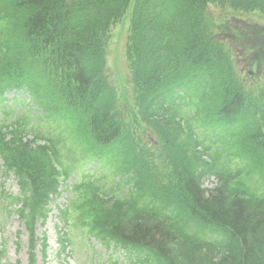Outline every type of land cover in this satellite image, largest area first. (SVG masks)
<instances>
[{
	"label": "trees",
	"instance_id": "16d2710c",
	"mask_svg": "<svg viewBox=\"0 0 264 264\" xmlns=\"http://www.w3.org/2000/svg\"><path fill=\"white\" fill-rule=\"evenodd\" d=\"M62 1L0 0V84L18 78L41 79L53 95L55 88L58 89L61 101H56V104L68 113L63 117L75 121L81 113L80 105L84 104L86 118L92 127L98 129L103 138H107L111 131L106 127L113 120L110 114L113 95L109 87L99 84L95 79L100 68L102 52L98 47L90 51H76L81 50L85 44L93 47L96 43L97 31L93 25L95 19H92L91 23L88 20L89 15L111 11L117 6L118 0H87L80 5V9L68 8ZM189 2L190 0H172L168 4L172 14H175L178 10L188 7L186 5ZM241 2L245 8L264 9V0ZM146 18L144 10H140L135 16L140 22H144ZM183 36L188 54L183 60L177 57L170 30L159 32L146 40L132 38L130 57L134 61L138 86L143 92L147 88L144 77L153 68L157 69L164 86L170 87L172 91L178 82L193 84L196 87L193 91L197 90L199 93L206 90L214 78V84L218 85L220 79L218 75L214 76L211 61L205 63L198 60L200 51L201 54L205 52L196 32L192 35L190 44L187 42L191 37L190 32H185ZM70 42L76 48L73 49ZM52 44L55 50L51 48ZM73 51L75 56H70ZM66 63L69 65L66 66ZM225 86L230 87V95L235 97L231 101L234 106L237 99L244 100L239 97L241 92L232 89L234 85ZM205 99L206 96H201L202 105H206ZM166 101L174 104L176 99ZM237 116L235 110L230 111L228 117H220L217 124L222 125ZM247 120L250 128L257 126L252 116L248 115ZM226 124L228 132L235 129L233 124ZM162 127L166 130L167 123ZM166 132L172 140L182 144L178 126L168 128ZM114 138L116 135L113 131L111 136L104 140L112 142ZM248 140L249 137L247 139L242 130L230 132L225 142L227 159L222 166H218V170L221 175H225L239 168L238 159H231L229 156L233 143L239 141L244 146L239 152L240 158L251 163L259 161L256 167L259 172L256 191L259 193L255 191L254 195L264 198V149L261 144L253 146ZM174 151H177V146ZM0 155L7 167L14 169L21 178L23 192L32 189L33 199L46 198L48 192L56 186L50 179L54 175L53 167L48 155L43 151L25 150L14 159L8 148L0 145ZM19 165L24 169L30 168V173L20 169ZM135 174L137 179H145L144 182L129 194L115 197L114 204L108 203L109 199L95 192L94 189L100 190L99 186L94 188L88 185L81 190L78 198H72L76 211L73 220L85 224L90 233L98 236L107 245L114 243L115 246L138 248L140 244H149L156 247L158 253L154 255L159 264H207L206 257H209L210 247L204 251V244L198 243L197 237L193 236L194 240L186 238V227L192 216L200 218L203 227L213 225L219 228L224 241L234 240L233 237L242 241L243 253L239 247L233 246L230 251L222 254V259L228 260L227 264H247L252 257L255 264L259 255H264V237L261 231V227L264 228V201L261 204L244 202L226 197L221 192L206 197L196 183L189 180L185 184V180H181L183 186H189L184 187L192 191L189 190L191 193L184 201L175 204L172 213L168 203L172 199L170 191L165 193L164 188L152 182L153 177L149 176L148 170L145 175L142 170L136 169ZM148 198L150 203H147ZM24 201L27 206L31 205V200ZM20 212L24 214V210ZM158 236H164L163 239L159 237L162 246ZM176 237H180L182 241ZM131 243L135 246L129 245ZM226 248L231 247L228 245Z\"/></svg>",
	"mask_w": 264,
	"mask_h": 264
},
{
	"label": "rangeland",
	"instance_id": "374dc122",
	"mask_svg": "<svg viewBox=\"0 0 264 264\" xmlns=\"http://www.w3.org/2000/svg\"><path fill=\"white\" fill-rule=\"evenodd\" d=\"M124 37H120L110 49V63L113 65L114 55L122 50ZM118 72H116L117 74ZM120 85L121 82L119 81ZM89 168V167H88ZM107 171V170H106ZM105 171V172H106ZM93 176H96L94 173ZM211 186V183L206 184ZM5 189L13 194L19 193V185L15 177L7 179ZM67 202V193H63L55 200V205L43 224L41 221L37 228L39 237L46 233L49 238V247L47 248V255L44 257L41 253V243H37V264H111L109 258L122 260L124 254L121 252L111 255V250H106L97 240H86L82 232L73 231L74 245L70 246L68 253L70 255L69 262L66 256L60 255L57 251L58 246V225H61L59 219L58 208L65 206ZM3 236L6 244V252L0 257V264H29L28 245L29 234L24 224V221L19 218L16 213L10 214L6 218L5 228L0 230V237ZM20 240L21 245L18 246Z\"/></svg>",
	"mask_w": 264,
	"mask_h": 264
}]
</instances>
